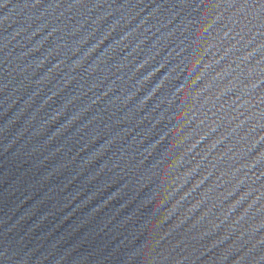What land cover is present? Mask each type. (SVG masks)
<instances>
[{
  "label": "water",
  "instance_id": "1",
  "mask_svg": "<svg viewBox=\"0 0 264 264\" xmlns=\"http://www.w3.org/2000/svg\"><path fill=\"white\" fill-rule=\"evenodd\" d=\"M0 264H264V0H0Z\"/></svg>",
  "mask_w": 264,
  "mask_h": 264
}]
</instances>
